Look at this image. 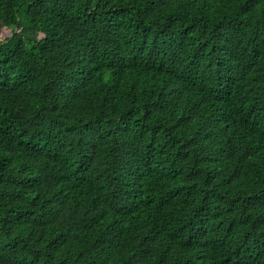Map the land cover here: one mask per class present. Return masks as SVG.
Listing matches in <instances>:
<instances>
[{"label": "trees", "instance_id": "obj_1", "mask_svg": "<svg viewBox=\"0 0 264 264\" xmlns=\"http://www.w3.org/2000/svg\"><path fill=\"white\" fill-rule=\"evenodd\" d=\"M0 264H264V0H0Z\"/></svg>", "mask_w": 264, "mask_h": 264}]
</instances>
